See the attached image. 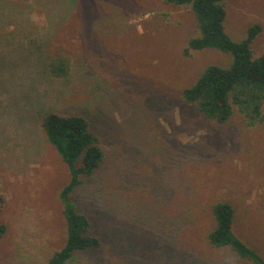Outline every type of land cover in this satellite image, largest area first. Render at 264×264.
Returning <instances> with one entry per match:
<instances>
[{
    "label": "rangeland",
    "instance_id": "1",
    "mask_svg": "<svg viewBox=\"0 0 264 264\" xmlns=\"http://www.w3.org/2000/svg\"><path fill=\"white\" fill-rule=\"evenodd\" d=\"M224 5L228 36L258 24L251 50L264 54V0ZM197 30L189 7L162 0H0L1 264H45L65 243L70 172L40 124L50 111L86 116L104 150L71 195L100 246L65 264H252L209 244L218 201L264 259V123L219 124L183 102L205 67L232 61L215 48L185 58ZM58 52L69 77L47 70Z\"/></svg>",
    "mask_w": 264,
    "mask_h": 264
},
{
    "label": "trees",
    "instance_id": "2",
    "mask_svg": "<svg viewBox=\"0 0 264 264\" xmlns=\"http://www.w3.org/2000/svg\"><path fill=\"white\" fill-rule=\"evenodd\" d=\"M169 5L189 7L197 21L196 35L191 36L182 55L192 57L194 51L215 48L232 55L228 66L210 64L197 79L181 91L183 102L193 106L204 117L216 123H226L235 112L241 114L247 126L264 123L261 105L264 101V54L254 57L251 43L260 31L254 24L240 41L232 40L224 30V0H162ZM47 70L55 78L69 77L70 58L54 53L47 59ZM45 138L67 165L70 178L61 189L59 198L66 222L64 245L56 250L45 264H65L75 251L98 248L100 240L89 234L90 222L71 201L75 187L82 177L91 176L104 159V150L98 137L91 131L86 116L80 113L46 112L41 117ZM216 221L208 234V242L216 248L229 246L241 258L252 264H264L255 249L244 243L233 231V207L226 201L212 206ZM6 230L0 224V239ZM1 264V263H0Z\"/></svg>",
    "mask_w": 264,
    "mask_h": 264
}]
</instances>
